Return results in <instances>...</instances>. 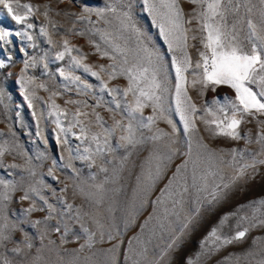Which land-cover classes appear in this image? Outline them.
I'll return each mask as SVG.
<instances>
[{
	"label": "rangeland",
	"instance_id": "rangeland-1",
	"mask_svg": "<svg viewBox=\"0 0 264 264\" xmlns=\"http://www.w3.org/2000/svg\"><path fill=\"white\" fill-rule=\"evenodd\" d=\"M0 264H264V0H0Z\"/></svg>",
	"mask_w": 264,
	"mask_h": 264
}]
</instances>
